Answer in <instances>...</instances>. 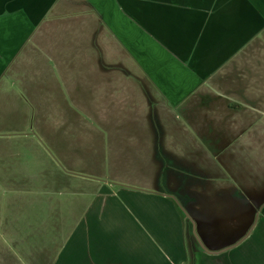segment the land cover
<instances>
[{"label":"crops","instance_id":"0c3cea01","mask_svg":"<svg viewBox=\"0 0 264 264\" xmlns=\"http://www.w3.org/2000/svg\"><path fill=\"white\" fill-rule=\"evenodd\" d=\"M77 123L90 138L68 145ZM28 125L71 168L98 143L144 184L165 178L172 150L196 174L180 188L192 217L160 191L103 189L95 210L79 178L85 214L59 226L70 234L51 264H264V0H0L1 148L33 136ZM1 166L0 178L29 173ZM219 200L225 209L209 207ZM92 208L111 223L92 221ZM4 214L0 230L25 225ZM11 250L0 264H23Z\"/></svg>","mask_w":264,"mask_h":264},{"label":"rangeland","instance_id":"374dc122","mask_svg":"<svg viewBox=\"0 0 264 264\" xmlns=\"http://www.w3.org/2000/svg\"><path fill=\"white\" fill-rule=\"evenodd\" d=\"M55 121L58 125L62 123L61 119H56ZM45 122L46 120H44ZM28 123L33 125L34 121L30 119ZM29 125L26 128L28 135L31 134L33 136L23 139H21L22 137H12L13 139H10V142L15 146L10 150L1 148L0 145V174L3 170L2 163L8 164L12 171L18 168L20 164H23L26 168L22 169L29 171L27 178H0V215L10 213L13 227L15 225L18 226L17 223H14L17 219V222L23 221L25 223L23 228L19 227L18 231L4 232L0 230V257L6 256L10 248L12 249V254L23 255L25 260L23 264H51V260L64 238L66 239L70 234L67 229H60L59 226L66 227L74 221L71 212L79 211V213L76 212V219L82 218L85 214V211H82L83 203L78 204L79 197L76 194L82 182L79 178H89L84 183L90 186L91 194L87 196L85 188L84 203L86 204L89 201L95 210L99 202L97 193L103 189L113 190V193L121 191L122 194V190L137 192L140 198L144 197V194L151 196L153 195L152 192L160 191L161 195L172 197L170 200L177 204L185 217H192L189 210L183 208L186 206V200L185 198H180V188L182 186L183 188H190L189 185L193 184L192 180L196 177V174L192 167L184 166L182 160L179 163L177 158L179 150H172L171 155L162 160L160 168L165 172V178L160 176L155 178V184L154 182L144 184L141 178L136 177L137 179L135 180L131 168L124 159L117 162V165L113 164L111 155L114 152L106 150L105 155V149L101 148L98 143L96 147L92 148V157L87 162H85L86 158L82 156L72 159L68 158L73 162L72 168L69 167L66 160L59 156V153L47 142L45 136L41 135L39 128L34 130V128H29ZM65 126L59 130L60 137H62L61 131ZM77 126L78 123L71 130H65L66 134L64 133V136L68 137L65 139L68 145L69 139L77 140L80 135L84 139L90 138L87 134L84 135L80 132ZM188 135L192 139L198 140L197 142L205 147L207 143L210 145L204 135L200 136L192 132ZM188 135L180 136L181 140L184 137H188ZM179 143L180 140L175 144ZM4 144H7V140ZM34 144H37V148L39 145V149L42 150L36 152L38 149ZM17 146L20 148L17 149ZM72 146L80 148V144L76 141L74 145L73 143L71 144ZM209 150V155H211V148ZM192 152L194 151L185 152L186 155L183 158L185 163L193 164L191 163ZM181 153L183 152L181 151ZM170 157L171 159H169ZM41 163L43 167H40ZM198 169L201 170L202 168ZM179 172L182 173V177L179 176ZM135 174H138L137 170ZM151 174L152 171L148 170L143 172L141 177H150ZM115 195L116 197H113V199L110 198L112 203L118 202V198L122 199L118 194ZM209 207L225 209V205H222L221 200L219 202H210ZM93 208L90 216L92 221H98L102 224L111 223L110 219L98 216L93 211ZM18 212H20V215H18ZM60 217L63 219L61 222ZM191 224L192 232L194 227L196 235L195 221H191ZM9 233H11V239L15 241L12 245L5 244L3 239L5 238L4 235ZM196 238L198 240L199 236Z\"/></svg>","mask_w":264,"mask_h":264}]
</instances>
